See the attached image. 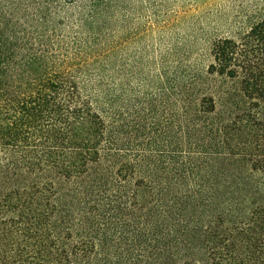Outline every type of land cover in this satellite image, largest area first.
I'll return each mask as SVG.
<instances>
[{"label":"trees","instance_id":"trees-1","mask_svg":"<svg viewBox=\"0 0 264 264\" xmlns=\"http://www.w3.org/2000/svg\"><path fill=\"white\" fill-rule=\"evenodd\" d=\"M176 2L0 0V264H264V0L163 115L117 108V54Z\"/></svg>","mask_w":264,"mask_h":264},{"label":"rangeland","instance_id":"rangeland-1","mask_svg":"<svg viewBox=\"0 0 264 264\" xmlns=\"http://www.w3.org/2000/svg\"><path fill=\"white\" fill-rule=\"evenodd\" d=\"M248 2L249 0H177L175 15L172 14L168 28L153 29L143 34L139 39L128 43L125 55L122 51L117 54V108L120 109L126 101L133 104L127 111L129 114L133 112V117L128 118L131 120L136 117L134 111L138 110V103L143 101L145 95H152L151 98L158 99L157 104L160 106L158 108L157 105L150 115H163L162 106L166 107L168 104L161 93L168 94L175 90L182 70L187 69L193 73L210 63L206 53V40L214 34L226 35L237 27L243 21ZM124 56L128 58L126 71ZM145 78L147 84L138 82ZM172 85L174 88L170 89ZM151 119L155 121L154 118ZM175 146L173 139V147Z\"/></svg>","mask_w":264,"mask_h":264}]
</instances>
